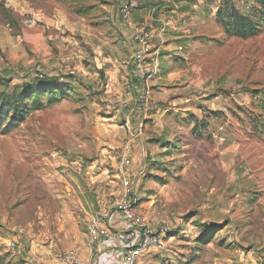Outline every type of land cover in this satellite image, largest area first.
<instances>
[{
    "label": "rangeland",
    "instance_id": "374dc122",
    "mask_svg": "<svg viewBox=\"0 0 264 264\" xmlns=\"http://www.w3.org/2000/svg\"><path fill=\"white\" fill-rule=\"evenodd\" d=\"M118 1L0 0V98L35 85L43 105L0 134V264L81 258L92 247L91 216L116 209L122 119L110 116L117 96L92 61L102 45L117 64L129 57L115 28ZM225 1L246 16L255 8L171 0L201 47L176 40L183 51L169 54L172 73L148 100L144 172L134 171L139 211L172 232L136 264H264V32L227 38L217 18Z\"/></svg>",
    "mask_w": 264,
    "mask_h": 264
},
{
    "label": "crops",
    "instance_id": "0c3cea01",
    "mask_svg": "<svg viewBox=\"0 0 264 264\" xmlns=\"http://www.w3.org/2000/svg\"><path fill=\"white\" fill-rule=\"evenodd\" d=\"M120 1L121 0L118 1L117 11ZM175 6L178 7L177 4L171 3V0H144L141 8L134 11L132 14V28L125 33L119 28L115 16V28L117 35L120 37L122 45L129 53V57L117 64V59H113L110 55H106L102 52V45L101 47L99 46L96 48V55L93 57L92 61L94 70H97V74L101 73L105 75V79H107L108 82L107 86H110L112 90H114L115 97L117 96L115 100L117 108L110 116L112 119H116L117 117L122 119V121H120L116 126L118 127L117 132L121 134V146L125 149L127 140L130 141L132 159L134 163L133 169L139 174L144 170L145 166V164L141 162L144 149L143 130L146 128V120H150L152 116L143 117L142 120H136L132 113L133 105L136 100L141 97L143 90L146 91L148 105V100L150 99V94L153 91L154 83L168 80V77L172 73V65H175V63H169L167 58H171L169 54L173 50L177 51L178 47L185 46L190 48L192 51H196L201 47L199 43L200 41L196 39L199 37V32L195 33V31L190 30L195 27L190 23L186 28L183 27L189 20L186 19L185 15L181 16V14L177 13L179 9L176 11L173 10ZM166 23L168 25L165 28L164 33L157 35L150 44V54H159V62L163 60L165 63L159 77L144 81L137 77L131 69L127 71L123 70V65L131 60L135 50V45L132 40L133 30H157L163 27ZM176 40L180 41L182 46L176 47ZM106 65H108V67H106ZM95 79H93V82ZM127 85L131 87L130 95L127 94L125 89ZM131 137L132 139L130 140ZM117 194L119 199L120 189ZM98 214H101L104 217V224L110 229L112 234L108 239L101 238L92 243L91 250L88 253H84V255H82L83 257L80 258L78 256V258L86 264H126L122 255V245L115 233L124 230L127 227V222L122 219L116 209L111 210L110 207L101 209L98 211ZM94 217L91 216V220ZM25 257L29 260V262L31 259H36L41 261L43 264H58L56 259L51 260L50 258L45 259L34 256L30 258L27 255H25Z\"/></svg>",
    "mask_w": 264,
    "mask_h": 264
},
{
    "label": "built area",
    "instance_id": "2783aa9c",
    "mask_svg": "<svg viewBox=\"0 0 264 264\" xmlns=\"http://www.w3.org/2000/svg\"><path fill=\"white\" fill-rule=\"evenodd\" d=\"M144 0H121L118 7L116 20L122 32L130 30L132 24V14L141 8ZM179 7L175 6L173 10ZM167 23L160 29H135L132 32V40L135 45L131 60L123 65V70L131 69L133 73L144 81L152 80L159 75V54H150V44L152 40L164 33ZM178 52L183 48L178 47ZM42 78L43 74L38 75ZM130 95L131 87H125ZM146 91L143 90L141 97L133 105L132 113L136 120H142L147 111ZM132 137L130 138V140ZM130 141L127 140L124 153L115 164V176L120 183V196L116 203V210L122 219L127 222L124 230L115 234L122 245V255L126 264H136L139 258L151 251L158 250L163 246L166 235L172 232L170 226L158 224L152 227L139 211L140 197L137 190V178L134 172L132 150ZM144 170L140 174H143ZM112 232L104 224V217L96 215L88 224V236L91 243L101 238L108 239ZM6 246L12 253L23 252L24 249H16L14 241H6ZM58 264H86L77 258L72 252H65L56 255ZM28 264H43L41 261L31 259Z\"/></svg>",
    "mask_w": 264,
    "mask_h": 264
},
{
    "label": "trees",
    "instance_id": "16d2710c",
    "mask_svg": "<svg viewBox=\"0 0 264 264\" xmlns=\"http://www.w3.org/2000/svg\"><path fill=\"white\" fill-rule=\"evenodd\" d=\"M251 2L255 4V8L248 16L242 15L228 1L219 8L217 18L227 38L249 40L264 32V0ZM39 90L40 88L35 85L23 86L20 92L14 91L0 98V134L5 135L16 129L26 120L31 110L43 108L39 101ZM29 100L33 105H29ZM51 104L52 102H48V105ZM259 108L264 114V103ZM262 123L264 134V121Z\"/></svg>",
    "mask_w": 264,
    "mask_h": 264
}]
</instances>
